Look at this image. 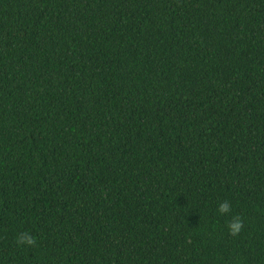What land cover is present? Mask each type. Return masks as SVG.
<instances>
[{"label": "trees", "instance_id": "obj_1", "mask_svg": "<svg viewBox=\"0 0 264 264\" xmlns=\"http://www.w3.org/2000/svg\"><path fill=\"white\" fill-rule=\"evenodd\" d=\"M0 264H264V0H0Z\"/></svg>", "mask_w": 264, "mask_h": 264}, {"label": "clouds", "instance_id": "obj_2", "mask_svg": "<svg viewBox=\"0 0 264 264\" xmlns=\"http://www.w3.org/2000/svg\"><path fill=\"white\" fill-rule=\"evenodd\" d=\"M230 211V206L228 201H224L218 204L217 212L221 215L228 213ZM229 232L232 235L237 234L241 228V221L239 217H233L232 220L227 225ZM19 242L22 244L32 245L34 243L33 239L24 235L19 238Z\"/></svg>", "mask_w": 264, "mask_h": 264}]
</instances>
